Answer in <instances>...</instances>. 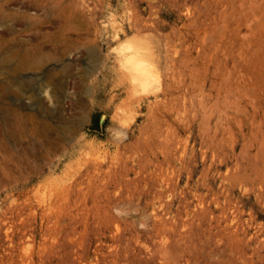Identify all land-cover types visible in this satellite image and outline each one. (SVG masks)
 <instances>
[{
  "label": "rangeland",
  "instance_id": "1",
  "mask_svg": "<svg viewBox=\"0 0 264 264\" xmlns=\"http://www.w3.org/2000/svg\"><path fill=\"white\" fill-rule=\"evenodd\" d=\"M0 264H264V0H0Z\"/></svg>",
  "mask_w": 264,
  "mask_h": 264
}]
</instances>
